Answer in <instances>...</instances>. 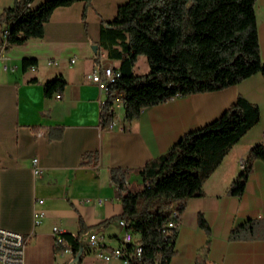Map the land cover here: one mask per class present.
Wrapping results in <instances>:
<instances>
[{
  "label": "crops",
  "instance_id": "0c3cea01",
  "mask_svg": "<svg viewBox=\"0 0 264 264\" xmlns=\"http://www.w3.org/2000/svg\"><path fill=\"white\" fill-rule=\"evenodd\" d=\"M47 0H33L36 8ZM125 0H91L55 9L40 39L4 51L0 60V228L28 237L25 264H68L70 253L54 251L52 228L78 236L86 254L79 264L106 263L119 245L122 205L109 170L131 171L126 185H140L134 173L166 153L184 134L218 118L238 96L256 105L259 122L223 159L203 184V196L186 202L179 216L175 255L168 264H196L199 250L209 243L206 264H264V240L230 241V231L248 220H264V164L254 161L244 193L228 195L249 151L264 146V77L255 74L226 89L178 96L144 108L137 119L124 120V107L115 109L112 128L100 123L105 96L88 76L104 66L118 67L98 49L100 26L111 21ZM14 0H0V14ZM260 59L264 64V0L254 4ZM93 46H97L93 51ZM23 59H35L33 70L22 69ZM71 60H74L72 63ZM51 62V64H48ZM7 69L4 70L3 66ZM135 71V69H134ZM61 77L60 99L44 95L43 85ZM32 159L39 174L32 173ZM42 200V205L36 201ZM88 201V202H86ZM45 217L34 227V209ZM202 215L210 236L198 227ZM94 234L100 250L86 242Z\"/></svg>",
  "mask_w": 264,
  "mask_h": 264
},
{
  "label": "trees",
  "instance_id": "16d2710c",
  "mask_svg": "<svg viewBox=\"0 0 264 264\" xmlns=\"http://www.w3.org/2000/svg\"><path fill=\"white\" fill-rule=\"evenodd\" d=\"M33 0H14L0 14V48L24 44L43 36V27L52 12L74 3L91 0H47L34 9ZM256 0H125L115 17L100 26L98 49L117 61L120 77L110 86L111 96L100 109V123L108 127L115 113L109 107L120 95L124 120L137 119L144 108L178 96L214 92L236 85L255 74L264 77L260 59L254 4ZM4 32L6 34L4 35ZM143 56L148 72L138 75L135 65ZM35 59H23L22 69L35 68ZM63 78L43 85L48 98L61 93ZM260 120L259 108L238 96L213 121L184 134L166 153L151 159L134 171L141 183L130 189L131 173L125 168L109 170L122 205L119 221H125L142 247V258L131 264H168L175 255L176 233L166 228L175 206L181 213L191 198L203 196L204 182L220 166L240 139ZM264 164V146L250 151L245 168L231 183L228 195L239 198L254 161ZM198 227L210 236L202 215ZM65 247L72 258L87 252L78 236L64 233ZM230 241L264 240V220H248L233 228ZM209 243L198 251L196 264H206Z\"/></svg>",
  "mask_w": 264,
  "mask_h": 264
},
{
  "label": "built area",
  "instance_id": "2783aa9c",
  "mask_svg": "<svg viewBox=\"0 0 264 264\" xmlns=\"http://www.w3.org/2000/svg\"><path fill=\"white\" fill-rule=\"evenodd\" d=\"M6 32H4V35ZM4 48H0V60L5 61ZM73 63L74 60H71ZM51 64V62H48ZM6 70V65L3 66ZM33 70L34 68H30ZM120 74L116 71L113 66H104L101 69H96L88 76L91 83L95 84L100 92V94L105 96V99L100 101V106L106 105L109 97L111 96L110 86L113 85L117 79H119ZM56 99H60V94L56 93ZM119 107H124L120 95H115L112 98V103L109 109L115 113V109ZM113 121L109 124L108 128H112ZM32 173L33 175L39 174L40 170L37 166V160L32 159ZM245 168V162L240 164L241 171ZM88 202V201H86ZM37 205H42V200L36 201ZM171 217L173 220L166 224V228L170 231L177 233L179 229V216L180 213L177 212L174 206L171 210ZM45 217V213L42 210L34 209L33 211V223L34 227L39 226L41 220ZM120 226L124 229V234L119 241V245L112 249L108 254L97 253V256L101 258L104 262L108 263L113 259L120 261L121 264H131L133 262H138L142 258V247L135 242L133 234L126 229V222L119 221ZM64 232L57 227L52 228V236L54 240L55 247H65V242L62 238ZM28 242V237L14 233L0 228V264H25L24 254L26 244ZM103 240L98 236L91 234L88 237L86 245L92 250H100L103 247ZM63 253H70V250L65 249ZM62 253V254H63Z\"/></svg>",
  "mask_w": 264,
  "mask_h": 264
},
{
  "label": "rangeland",
  "instance_id": "374dc122",
  "mask_svg": "<svg viewBox=\"0 0 264 264\" xmlns=\"http://www.w3.org/2000/svg\"><path fill=\"white\" fill-rule=\"evenodd\" d=\"M148 72L147 64L143 56L138 58V61L135 65V73L138 75L146 74Z\"/></svg>",
  "mask_w": 264,
  "mask_h": 264
},
{
  "label": "water",
  "instance_id": "95a60500",
  "mask_svg": "<svg viewBox=\"0 0 264 264\" xmlns=\"http://www.w3.org/2000/svg\"><path fill=\"white\" fill-rule=\"evenodd\" d=\"M97 46H93V51H96ZM82 258V251H80L68 264H79Z\"/></svg>",
  "mask_w": 264,
  "mask_h": 264
}]
</instances>
